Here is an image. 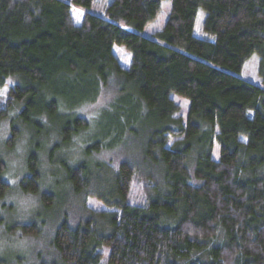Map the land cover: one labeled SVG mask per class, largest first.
<instances>
[{
  "label": "trees",
  "instance_id": "16d2710c",
  "mask_svg": "<svg viewBox=\"0 0 264 264\" xmlns=\"http://www.w3.org/2000/svg\"><path fill=\"white\" fill-rule=\"evenodd\" d=\"M103 1L0 0V89L13 82L0 122L16 103H23L20 116L28 125L58 122L54 152L92 129L71 111L104 94L110 99L96 116L85 154L147 126L141 155L159 180L119 161L111 192L117 199L108 212H97L107 217L109 232H99L92 219L75 226L62 221L53 236L61 263L264 264V0H171L156 33L163 44L138 32L156 18L162 0ZM71 5L84 11L79 25ZM199 10L204 33L197 36ZM115 45L130 54L127 68ZM254 53L263 86L240 75ZM172 93L189 98L184 124L174 116L180 106ZM18 134L11 130L8 147ZM27 167L19 188L37 194L36 153ZM4 169L0 160V174ZM65 172L74 192L87 190L85 162ZM7 190L0 176V197ZM52 197L41 193L47 207ZM19 230L39 233L34 223Z\"/></svg>",
  "mask_w": 264,
  "mask_h": 264
},
{
  "label": "rangeland",
  "instance_id": "374dc122",
  "mask_svg": "<svg viewBox=\"0 0 264 264\" xmlns=\"http://www.w3.org/2000/svg\"><path fill=\"white\" fill-rule=\"evenodd\" d=\"M110 1L104 0L103 4ZM170 6L171 0H162L161 9L156 18L138 32L163 44L156 33L164 26ZM89 10L94 11L93 7ZM71 14L74 24L79 25L84 11L71 5ZM204 16V11L199 10L195 25L197 36L199 30L202 31ZM112 51L122 67L127 68L130 65L131 56L123 46L115 45ZM258 64L259 58L254 53L244 63L240 75L261 85ZM11 84H13L12 79H8L6 85L0 89V104L6 101ZM114 85L111 83L109 87ZM110 92L114 94L115 91L111 89ZM171 98L180 106L174 116L180 117L184 124L188 115L189 98L177 93H172ZM109 99V96L99 94L94 101L71 111L89 120L92 129L88 128L85 132L73 136L68 144H62L54 152H51V148L58 141L55 133L59 126L58 122L45 121L42 126L28 125L20 116L23 103H16L6 118L0 122V160L5 164V169L0 176L8 185L6 194L0 197V264H62L53 246V236L56 227L64 220L69 225L75 226L73 224L76 221L92 219L98 231L107 234L109 232L105 228L107 217L97 212H108L111 210L109 203L117 199L111 192L112 178L119 161L126 160L136 165L143 178L159 180L157 171L153 169L154 166L141 155L147 126L140 128L137 126L135 134L123 135L109 149L92 155L85 154L84 149L89 144L87 143L89 135L92 130L96 131L94 125L96 116ZM13 128L19 131V136L12 147H8L6 141ZM98 132L100 133V129ZM110 141H113L112 135L105 138L106 143ZM31 153L37 154V167L41 178L37 194L23 193L19 188L20 180L29 173L27 163ZM212 158H218L216 143H214ZM80 162L86 164L89 186L84 192L76 193L65 179V167L74 166ZM42 192L53 195L52 204L48 207L41 199ZM30 223L39 227V233L36 236H25L19 230L20 226ZM101 251L104 261L108 256V248L103 247Z\"/></svg>",
  "mask_w": 264,
  "mask_h": 264
}]
</instances>
